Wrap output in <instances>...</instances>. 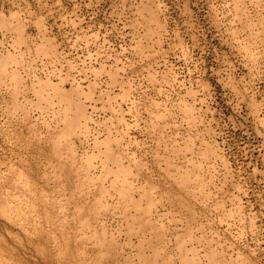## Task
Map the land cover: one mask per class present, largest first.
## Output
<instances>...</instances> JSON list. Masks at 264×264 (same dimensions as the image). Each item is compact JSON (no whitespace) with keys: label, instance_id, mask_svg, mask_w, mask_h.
<instances>
[{"label":"rangeland","instance_id":"374dc122","mask_svg":"<svg viewBox=\"0 0 264 264\" xmlns=\"http://www.w3.org/2000/svg\"><path fill=\"white\" fill-rule=\"evenodd\" d=\"M0 264H264V0H0Z\"/></svg>","mask_w":264,"mask_h":264},{"label":"bare ground","instance_id":"6f19581e","mask_svg":"<svg viewBox=\"0 0 264 264\" xmlns=\"http://www.w3.org/2000/svg\"><path fill=\"white\" fill-rule=\"evenodd\" d=\"M7 60H8V59H6V61H7ZM2 62H5V60H4V61H2ZM4 65H5V63H4ZM3 67H4V66H3ZM3 67H2V68H3Z\"/></svg>","mask_w":264,"mask_h":264}]
</instances>
